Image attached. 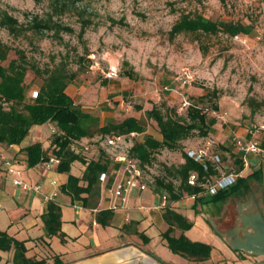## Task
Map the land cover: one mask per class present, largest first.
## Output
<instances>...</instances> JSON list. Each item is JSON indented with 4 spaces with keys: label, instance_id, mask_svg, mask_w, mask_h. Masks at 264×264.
Wrapping results in <instances>:
<instances>
[{
    "label": "rangeland",
    "instance_id": "1",
    "mask_svg": "<svg viewBox=\"0 0 264 264\" xmlns=\"http://www.w3.org/2000/svg\"><path fill=\"white\" fill-rule=\"evenodd\" d=\"M50 2L0 0V17L8 11L23 26L14 33L0 24V40L11 48L3 64L19 57L17 49L23 50L28 61L42 69L65 63L69 71L79 75L68 90L81 94L82 106L97 114L101 125L141 111L148 132L155 136H159L158 129L146 114L152 103L169 102L171 95L174 100L169 104L185 113L194 101L193 96L216 89L219 97L215 102L219 109L212 110L210 101L204 104L209 115L217 118L215 131L211 136H194L183 143L188 148H196L211 138L215 151L228 144L235 151L224 156L229 166L235 167L236 137L246 138L253 124H264V0H79L78 8L54 17L72 30L62 29L59 33L51 30L41 35L26 29L32 16H45L51 11ZM82 11L84 14L80 15ZM183 15L241 21L252 24L253 29L234 36L224 31L176 32L174 28ZM84 16L90 19L85 29L82 27ZM112 69L117 71V76L109 78L106 74ZM128 72L132 77L126 75ZM188 75L192 76L191 81L187 80ZM26 80L31 82L30 94L39 89L43 78L29 69ZM250 98L260 106L255 112L249 105ZM54 125L47 123L43 128L38 127V132L47 135L49 144L58 130ZM96 128V125L92 127L94 135L77 144L88 156L99 154L98 148L103 147L101 141L105 136ZM32 134L29 132L28 137ZM142 137L140 134L132 139ZM258 137L264 138L263 132ZM127 144L119 152L130 150L129 138ZM107 148L104 147L112 157V151ZM154 156L153 162L145 167L147 178L165 174L166 166L184 159L179 149H161ZM249 157L247 173L254 169L260 171L250 178L252 191H247L248 196L240 206L228 243L234 249L233 258L246 257L264 264V258L261 260L256 255L264 251V215L260 209L246 208L255 201L264 203V155L251 153ZM82 167L76 162L73 171L81 173ZM250 225L254 228L252 232L247 230ZM192 227L202 239H209L202 225Z\"/></svg>",
    "mask_w": 264,
    "mask_h": 264
},
{
    "label": "trees",
    "instance_id": "2",
    "mask_svg": "<svg viewBox=\"0 0 264 264\" xmlns=\"http://www.w3.org/2000/svg\"><path fill=\"white\" fill-rule=\"evenodd\" d=\"M78 1L51 0V11L47 12L45 16L39 14L32 16L25 28L41 35L51 30L54 33H59L62 29L72 30L70 26L64 25L54 17L56 14L78 8ZM83 11L79 14L83 15ZM82 23V27L85 29L89 25L90 19L84 16ZM0 24L14 33L23 28L18 19L8 11L2 13ZM252 29V24L241 21L213 20L203 15H195L194 17L183 15L174 28L176 32L218 33L224 31L231 36L249 33ZM10 49L7 44L0 40V144L21 143L33 126L47 122L55 123L58 130L55 132L49 147L45 148L40 141L25 147L27 164L34 166L43 162L50 155L58 156L60 159L58 170L68 173V179L61 187L62 191L69 194L72 199H82L86 205H95V198L100 195L101 191L99 174L102 171H111L119 163L115 162L102 146L98 148L99 154L88 156L83 151L84 148H78L77 144H80L85 137L94 135L92 131L94 125L97 126V132L102 136L130 134L132 132L142 133L147 130V126L131 114L124 116L121 121L111 119L101 125L99 116L84 109L82 104L76 102L67 91L68 86L79 76L77 72L69 71L65 63H60L53 68L42 69L35 63H30L25 52L21 49H17L19 57L11 59L5 65L2 61L6 60ZM29 69L43 78L36 97H33L32 92L29 94L31 82L26 80ZM126 75L132 77L131 72ZM218 97L219 94L216 89L207 90L197 97L193 96L194 101L190 102L185 113L179 112L178 108L175 105H170L169 102H162L160 105L152 103L146 109L147 117L155 122L159 136L150 132L146 133L143 139L134 140L129 153L140 160V164L145 170V167L153 162L154 154L158 150L179 149L183 152L184 161L166 166L165 174L151 177L148 180L157 192L166 194L171 201L178 200L185 194L196 195L198 200L203 199L204 195L201 193L205 192V188L201 182L207 176L217 177L220 168H228L230 165L224 153L231 151V146L223 144L222 149L216 151L222 156V163L219 165L208 161V169H206L204 163L188 155V147L183 143L194 136L207 137L213 134L216 129L217 118L209 115L204 104L210 101L212 110H218L219 104L215 102ZM248 102L252 112L260 108L257 100L250 98ZM142 108L143 106H138V109ZM262 145L264 146V143ZM242 155L241 152L235 155L234 168L236 171H241L244 168ZM76 162L85 166L81 175L71 171L72 165ZM191 171L198 172V184L188 182ZM259 171L260 169H254L240 176L235 184L209 195L206 200L224 201L233 194L248 191L250 178L256 176ZM199 194H201L200 197H198ZM107 214L108 212H105V216ZM61 216V206L54 200L50 201L47 211L43 215L46 234L48 236L59 235L62 241H65V233L61 228ZM165 216L170 223L165 235L168 237L171 249L186 254H197L201 259L209 256L211 245L193 242L183 234L178 238L169 235L173 229L172 225L177 224L182 229H189L192 222L171 208L166 210ZM108 221L109 218L101 220L104 224ZM12 247L15 249L14 264H46L44 258L28 257L26 255L27 248L23 241H19L6 231L0 230V248L8 250ZM156 258L160 259L157 256ZM54 264H63V262L56 258Z\"/></svg>",
    "mask_w": 264,
    "mask_h": 264
},
{
    "label": "crops",
    "instance_id": "3",
    "mask_svg": "<svg viewBox=\"0 0 264 264\" xmlns=\"http://www.w3.org/2000/svg\"><path fill=\"white\" fill-rule=\"evenodd\" d=\"M68 89L69 86L67 91L76 102L84 103L80 93H71ZM169 97V102L174 100V96ZM147 104L150 102L147 101ZM141 113L137 111L131 115L136 116L147 126ZM47 123L33 126L30 130L33 132L32 136L27 135L21 143L0 144L2 153L7 156L9 154L18 161V166L22 169L21 176L25 180L43 184L41 192L25 191L10 181L0 168V230L23 241L28 257L44 258L46 264H54L56 258L63 264H257V261L246 257L233 258L234 249L228 243L240 215V206L252 191L251 184L249 192L233 194L224 201H207L206 198L211 195L207 192L201 193L204 195L203 199L198 200L197 197L185 194L180 199L171 201L168 197L164 200L163 194L157 192L149 183L145 190L137 188L132 190L125 204L118 209L109 208L110 201L102 198L101 191L95 198V205H86L82 199H72L69 194L62 191L61 187L67 181L68 173L60 172L58 165L46 169L43 162L34 166L27 164L25 151L27 145L36 141L42 142L45 148L50 145L47 135L38 132V127L43 128ZM52 125L55 127L54 123ZM146 133L148 129L142 133L135 132L134 136L128 135L131 147L133 137L140 134L144 137ZM231 151L225 153L229 154ZM74 164L71 168L73 173ZM84 168L83 165L81 173L75 174L81 175ZM247 171L248 168L244 169L242 175ZM54 178L59 181L58 187L51 184ZM112 180L113 176L109 184ZM54 190L58 193L52 200L62 208L61 228L65 233V241H62L59 235L48 236L45 231L43 215L47 211L48 203L52 201H48L45 196ZM168 208L185 216L192 222V226L204 227L205 236H209L208 240L193 232L192 226L189 229H182L177 224L172 225L173 229L169 235L178 238L183 234L193 242L211 245L207 258L202 260L197 254H186L171 249L165 235L170 227L165 216ZM246 208L260 209L264 215V203L259 201ZM105 212L109 214L107 217ZM106 218H109L107 223L101 222ZM247 230L252 232L254 228L250 225ZM14 251V247L8 250L0 248V264H14ZM256 255L262 260L264 251Z\"/></svg>",
    "mask_w": 264,
    "mask_h": 264
},
{
    "label": "built area",
    "instance_id": "4",
    "mask_svg": "<svg viewBox=\"0 0 264 264\" xmlns=\"http://www.w3.org/2000/svg\"><path fill=\"white\" fill-rule=\"evenodd\" d=\"M109 78L117 76V71L112 69L106 74ZM192 76L188 75L187 80L191 81ZM33 97L38 95V90L32 92ZM55 130V129H54ZM263 132L264 124H253L248 130V136L246 138L236 137L237 152H241L244 168L241 171H236L234 167L228 166V168H220L219 175L215 178L211 176L205 177L201 182V185L205 188V192L209 194H215L223 188H227L236 183L237 179L242 176L243 170L250 166L251 153L257 155H264V138H259L258 133ZM134 136L135 132L122 135H106L101 141V145L112 151V158L115 162L119 163L118 166L112 168L111 171H102L99 174V180L101 183V195L102 198H107L110 209H118L122 207L128 199V195L134 189L145 190L149 185V178H147L145 170L140 164V160L137 157L130 155V150L126 152L121 151L127 144V136ZM129 145V144H127ZM214 141L208 138L206 142L199 147H189L187 149L188 155L197 161L204 163L206 169H208V161H212L217 164L222 163V156L216 152L213 148ZM133 146V145H132ZM129 147V146H126ZM89 149V146H86ZM131 148V146H130ZM108 151V148H107ZM119 152V153H118ZM60 159L56 155H50L43 161V165L46 169H52L58 165ZM18 161L5 155L0 151V168L4 172L5 176L10 179L15 185L19 186L25 191L29 192H41L43 184L41 182H31L25 180L21 174L22 169L18 166ZM113 176L112 182L109 184V180ZM190 184L199 183V175L197 171H191L188 177ZM51 184L59 186V181L54 178L51 180ZM105 192V194H104ZM57 190H54L51 194L46 195L45 198L50 201L57 195ZM196 197V195H192ZM163 199H167V195H162Z\"/></svg>",
    "mask_w": 264,
    "mask_h": 264
},
{
    "label": "flooded vegetation",
    "instance_id": "5",
    "mask_svg": "<svg viewBox=\"0 0 264 264\" xmlns=\"http://www.w3.org/2000/svg\"><path fill=\"white\" fill-rule=\"evenodd\" d=\"M203 260V259H202Z\"/></svg>",
    "mask_w": 264,
    "mask_h": 264
}]
</instances>
